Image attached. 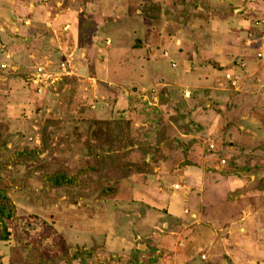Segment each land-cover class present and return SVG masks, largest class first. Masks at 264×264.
I'll use <instances>...</instances> for the list:
<instances>
[{
  "label": "rangeland",
  "instance_id": "obj_1",
  "mask_svg": "<svg viewBox=\"0 0 264 264\" xmlns=\"http://www.w3.org/2000/svg\"><path fill=\"white\" fill-rule=\"evenodd\" d=\"M263 20L264 0H0L2 262L264 264Z\"/></svg>",
  "mask_w": 264,
  "mask_h": 264
},
{
  "label": "trees",
  "instance_id": "obj_2",
  "mask_svg": "<svg viewBox=\"0 0 264 264\" xmlns=\"http://www.w3.org/2000/svg\"><path fill=\"white\" fill-rule=\"evenodd\" d=\"M70 178L63 172H55L46 179L47 187H57L69 183ZM15 212L14 204L7 193L6 184L0 179V240H6L9 236L7 222L13 217ZM0 264L2 258L0 256Z\"/></svg>",
  "mask_w": 264,
  "mask_h": 264
},
{
  "label": "built area",
  "instance_id": "obj_3",
  "mask_svg": "<svg viewBox=\"0 0 264 264\" xmlns=\"http://www.w3.org/2000/svg\"><path fill=\"white\" fill-rule=\"evenodd\" d=\"M264 22V20L262 21V23ZM38 70H40V69H38ZM228 78H230V76L228 77ZM231 80V83L234 85L235 84V80L232 78V79H230ZM175 187H177V185H175Z\"/></svg>",
  "mask_w": 264,
  "mask_h": 264
},
{
  "label": "water",
  "instance_id": "obj_4",
  "mask_svg": "<svg viewBox=\"0 0 264 264\" xmlns=\"http://www.w3.org/2000/svg\"><path fill=\"white\" fill-rule=\"evenodd\" d=\"M134 237H136V235L134 234Z\"/></svg>",
  "mask_w": 264,
  "mask_h": 264
}]
</instances>
